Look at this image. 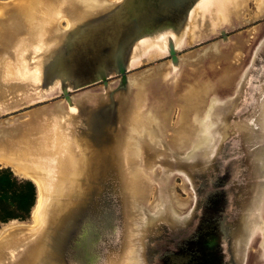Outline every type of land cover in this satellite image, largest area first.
Masks as SVG:
<instances>
[{
  "label": "water",
  "instance_id": "1",
  "mask_svg": "<svg viewBox=\"0 0 264 264\" xmlns=\"http://www.w3.org/2000/svg\"><path fill=\"white\" fill-rule=\"evenodd\" d=\"M107 1L40 0L43 16L68 26L47 29L39 50L23 9L0 17V132L35 110L52 126L63 161L37 174L45 187L40 225L0 243V264H248L249 257L264 264V139L234 103L264 96V14L238 79L212 89L192 123L200 138L177 150L167 133L175 105L162 128L149 118L142 126L145 92L139 106L129 77L165 63L179 70L190 15L202 0ZM237 28L220 29L218 40L206 37L191 52L227 44ZM153 46L163 56L148 59ZM7 65L39 72L7 83ZM218 94H230L233 106L212 127L215 110L229 105ZM176 178L187 195L177 198L187 203L182 210L172 202Z\"/></svg>",
  "mask_w": 264,
  "mask_h": 264
},
{
  "label": "bare ground",
  "instance_id": "2",
  "mask_svg": "<svg viewBox=\"0 0 264 264\" xmlns=\"http://www.w3.org/2000/svg\"><path fill=\"white\" fill-rule=\"evenodd\" d=\"M39 1L0 0V17H3L8 10L17 7L23 9L26 16H29L24 23H27L28 32L31 33L38 50L42 48V38H46L47 29L50 30L54 26L65 29L68 26L67 20L60 19L55 23V19H51L52 17L47 18L45 14L43 16L38 4L42 5V3ZM250 2L255 5V10L254 15L247 18L246 12H250L248 9ZM263 14L264 0H202L190 15L184 45L190 46L206 37L217 35L222 28L240 27L251 23L261 18ZM63 21L65 27L61 26ZM259 29L258 25H254L248 30L229 37L227 44L217 43L207 47L202 53L189 52L181 55L179 70L174 71L170 68L169 63H165L142 73L131 74L129 82L132 87L139 90V106L143 104L141 97L144 96L141 93L145 92L146 101L141 107L149 117L139 116L140 124L145 127L149 118V120L156 121V127L162 128L166 121V109L175 105L174 107L177 108L176 120L175 122L171 121L172 128L169 131L171 143H174L172 147L180 150L183 142H186L190 136L195 143L200 138V126L194 128L192 124L195 120V113L201 105H205L206 98L212 89L226 88L229 84L230 87L238 79L241 66L237 63L246 60L250 55L258 38ZM150 48V52L147 54L148 59L163 56L162 49ZM233 59L237 65L231 63ZM140 63L132 61L133 66H138ZM9 66L7 65L5 70L7 83H11V79L15 77L16 73L20 75V80L33 81L39 72L38 67L29 68L23 65L15 73L14 68ZM151 88L156 90V96L151 92ZM24 114L26 119L14 125L16 128L0 132V163L7 165L4 168H9L15 176H17L16 172L35 184L37 203L32 212V216H35L31 225L14 220L3 226L2 229L0 228V243L22 237L39 227L45 199V187L37 174L43 175L42 173L47 171L46 164L63 163L62 158L57 157L58 154L54 151L55 138L52 126L44 119L43 114L41 116L35 110ZM3 122L7 123L6 121L1 123ZM196 129H198L197 133H194ZM190 144L192 145V143ZM49 151H53V154ZM154 193V188L148 190L150 207L153 206L151 198ZM172 198L175 206L180 210L185 209L186 202H178L177 198L179 197L177 196ZM251 260H253L252 257H249L248 264H253Z\"/></svg>",
  "mask_w": 264,
  "mask_h": 264
},
{
  "label": "trees",
  "instance_id": "3",
  "mask_svg": "<svg viewBox=\"0 0 264 264\" xmlns=\"http://www.w3.org/2000/svg\"><path fill=\"white\" fill-rule=\"evenodd\" d=\"M18 179L9 168L0 169V224L26 221L37 203V188Z\"/></svg>",
  "mask_w": 264,
  "mask_h": 264
},
{
  "label": "flooded vegetation",
  "instance_id": "4",
  "mask_svg": "<svg viewBox=\"0 0 264 264\" xmlns=\"http://www.w3.org/2000/svg\"><path fill=\"white\" fill-rule=\"evenodd\" d=\"M230 94H218L217 95V97H219L221 99H226L227 102H229L228 103L229 105L227 108L223 109L222 111L219 108H217L215 110L216 116H214L212 120L209 119V122L212 123V127H216L217 125H220L222 118H224L226 113L229 112V108L232 105L230 103V100H231L230 96L232 94L231 95ZM235 96L236 97L242 96L240 94V92H238V89L236 90ZM259 97H260L259 99H254L252 102L249 101V103H245L244 105H241L242 103H240V105L237 104V102H234V103L236 105H238L239 119H243V121H245L247 127H251L254 130H256V132L260 133V136L264 139V96L262 94H260ZM217 100H219V99H217ZM217 113H218V115H217ZM214 124H215V126H214ZM263 145H264V141L261 142V146H263ZM176 179H179V178H176ZM173 193H174V191H173ZM174 196H175V193H174ZM182 199H186V198H182ZM172 200H173V198H172ZM170 202H171V199H170Z\"/></svg>",
  "mask_w": 264,
  "mask_h": 264
},
{
  "label": "rangeland",
  "instance_id": "5",
  "mask_svg": "<svg viewBox=\"0 0 264 264\" xmlns=\"http://www.w3.org/2000/svg\"><path fill=\"white\" fill-rule=\"evenodd\" d=\"M248 9H249V13L248 12H246L247 13V15H246V17L248 18L249 16H251V15H254V10H255V5L252 3V2H250L249 3V5H248ZM259 23H261V21H260V18L259 19H257V20H255V21H252L251 23H248V24H245V25H242V26H240L239 28H237L236 30H234V31H232V32H229L227 35H228V37H231L232 35H234V34H237V33H241V32H243V31H245V30H248L249 28H251L252 26H254V25H258ZM61 26H64V22H61ZM218 38H220V36L219 35H217L213 40H218ZM213 40H211L210 42H212ZM202 46V44L200 45H190V47L189 48H187V49H185L184 50V53H189V52H191L192 50H195L196 48H199V47H201ZM161 61H164V60H159V61H157V62H161ZM233 61H235V59H233L232 61H231V63H234L235 65H239V66H241V70H242V67H243V62H239V63H235V62H233ZM152 65V64H151ZM150 66V64H144V65H142L140 68H138L137 69V71H140V70H144L145 68H147V67H149ZM27 109H23V110H21V111H19V112H22V111H26ZM176 111H177V108L176 107H174V109H172V112H171V116H170V121H169V125L172 127V124H171V121L173 120V122H175V117H176ZM168 134H169V132H167ZM170 135V134H169ZM7 165H4V164H2V163H0V169H3L4 167H6ZM15 174L17 175V178L18 179H24L25 177H23L22 175H20V174H17L16 172H15ZM25 180V179H24ZM27 180V179H26ZM181 183V181L179 180V179H174L173 180V190H174V193L176 194V196L177 197H179V198H187V195H186V193L181 189V187H180V184ZM36 206V205H35ZM33 210H35V207H34V209ZM33 212V211H32ZM34 216L35 215H33L32 216V214H31V217L28 219V220H26V221H18V220H15V221H17V222H19V223H24V224H27V225H31V224H33V219H34ZM14 221V220H13ZM12 222V221H11ZM10 223V222H9ZM9 223H6V224H0V228L2 229V227L3 226H5V225H8Z\"/></svg>",
  "mask_w": 264,
  "mask_h": 264
}]
</instances>
